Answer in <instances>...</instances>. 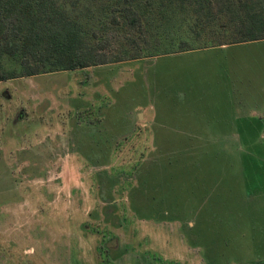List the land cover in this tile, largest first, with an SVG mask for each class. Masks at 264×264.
I'll return each instance as SVG.
<instances>
[{"label": "rangeland", "instance_id": "obj_1", "mask_svg": "<svg viewBox=\"0 0 264 264\" xmlns=\"http://www.w3.org/2000/svg\"><path fill=\"white\" fill-rule=\"evenodd\" d=\"M225 55L224 88L264 113V40L0 81V264L264 260V125L173 131L208 127L186 90Z\"/></svg>", "mask_w": 264, "mask_h": 264}, {"label": "trees", "instance_id": "obj_2", "mask_svg": "<svg viewBox=\"0 0 264 264\" xmlns=\"http://www.w3.org/2000/svg\"><path fill=\"white\" fill-rule=\"evenodd\" d=\"M98 1L0 0V81L264 40V0Z\"/></svg>", "mask_w": 264, "mask_h": 264}, {"label": "crops", "instance_id": "obj_3", "mask_svg": "<svg viewBox=\"0 0 264 264\" xmlns=\"http://www.w3.org/2000/svg\"><path fill=\"white\" fill-rule=\"evenodd\" d=\"M250 43V42H249ZM244 44V43H241ZM238 44H232V45H225L221 47L216 48H208L204 50H198V51H191V52H185V53H178L174 54L173 56L183 55V54H191L195 55L196 53H202L206 51H222L226 48L235 46ZM170 56V55H169ZM224 60L220 64L212 65L211 71L208 70L207 72H210V75L212 77H209L212 81L208 82V85H201L198 86V82H192V78L194 76L193 73H191L192 78L191 83L192 86L186 90V93L188 92L190 94V98L192 101L190 102V106L188 109L190 110H199L198 112L203 114L204 116H210L211 119H209L206 122V125H208L207 128H203V133L199 134L200 132H196L194 130H198L196 128V124L191 122H182L180 123L181 126H178V128L174 129L173 131H177L175 133L182 134V135H189L191 137L185 138L184 136L178 139H197V140H230V134H233V132H237V130H234L232 128L229 129L227 126H233V125H252V124H264V113H243L241 110L242 107V101L243 99L240 97L239 94H237L238 89H232L234 85L230 84L231 90H227V88H224V72H233L235 69L231 68V62L235 64V61L239 59L238 56H231L225 55L223 56ZM234 58V59H232ZM141 60V59H140ZM238 67V66H236ZM209 68V66H208ZM117 75V74H116ZM120 75V74H118ZM190 75V77H191ZM220 77V84L217 82L216 78ZM113 78V76H112ZM111 78V79H112ZM99 84L101 82V78H99ZM110 80V79H109ZM108 80V81H109ZM237 81H235L236 83ZM233 83V84H235ZM237 84V83H236ZM101 87V85H100ZM206 102H201L199 100L204 99ZM244 102V101H243ZM204 112H201V111ZM191 114V113H189ZM200 114V116H201ZM228 118H234L235 120H238V118L246 119V118H252L255 119V121H240L233 122L232 120H229ZM242 122V123H241ZM205 125V126H206ZM175 127V126H173ZM224 127H226V130L224 131ZM147 133V132H146ZM239 134V133H238ZM152 135H156V132L153 131ZM194 135V137H192ZM197 135H200L201 137H198ZM155 138V137H154Z\"/></svg>", "mask_w": 264, "mask_h": 264}]
</instances>
